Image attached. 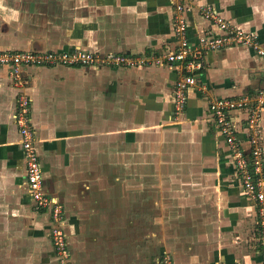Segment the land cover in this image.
I'll use <instances>...</instances> for the list:
<instances>
[{
	"label": "crops",
	"instance_id": "crops-1",
	"mask_svg": "<svg viewBox=\"0 0 264 264\" xmlns=\"http://www.w3.org/2000/svg\"><path fill=\"white\" fill-rule=\"evenodd\" d=\"M202 3L256 32L264 44V0H187L192 42L210 26L199 12ZM173 10L172 0H0V48L162 53L176 45ZM206 62L198 71L205 88H189L178 119L173 89L179 71L167 64L32 66L21 86L0 67V231L16 229L10 217L22 207L19 200L32 202L15 120L18 95L25 91L46 191L68 207L72 252L76 212L84 232L95 233L97 225L103 230L79 236L80 264H152L143 253L150 244L136 242L133 234L137 229L142 240V229L149 233L151 225L157 236L152 247L173 252L175 264H264L256 205L243 192L231 149L209 110L213 97L257 89L264 59L248 45H229L207 51ZM231 117L248 151L247 112L235 110ZM261 127L264 147V113ZM167 164L170 175L160 174ZM134 166L139 175H116L118 169L132 174ZM165 195L176 200L174 206L179 202L170 220ZM27 209L30 231L42 233L47 212L33 203ZM135 210L143 216L140 223ZM150 210L152 220L143 227Z\"/></svg>",
	"mask_w": 264,
	"mask_h": 264
},
{
	"label": "built area",
	"instance_id": "built-area-1",
	"mask_svg": "<svg viewBox=\"0 0 264 264\" xmlns=\"http://www.w3.org/2000/svg\"><path fill=\"white\" fill-rule=\"evenodd\" d=\"M174 5L173 29L176 45L168 47L162 53L150 52L126 53L119 51H101L83 47L66 50L2 49L0 48V67L8 69L10 79L21 86L25 82L24 73L32 66H138L147 63L167 64L176 67L179 76L174 84L173 117L178 119L187 106L190 87L204 89L198 80V71L206 66V52L229 45H248L264 59V44L260 36L243 27L231 23L211 4L199 5L200 14L210 22L202 30L197 42H192L187 34L188 22L185 11L189 7L187 0H172ZM209 110L215 124L225 135L236 166L238 180L246 196L256 205L257 231L260 252L264 256V147L262 144L261 116L264 113V73L261 85L252 91L235 96H217L209 101ZM235 110L247 112V140L249 150L240 140L239 129L231 117ZM15 120L20 131L21 146L26 166L27 192L35 208L50 206L53 214V238L58 257L65 261L70 250L64 232L55 227L60 222L63 206L46 191L45 173L36 145V130L32 123L31 97L25 91L18 95Z\"/></svg>",
	"mask_w": 264,
	"mask_h": 264
},
{
	"label": "rangeland",
	"instance_id": "rangeland-1",
	"mask_svg": "<svg viewBox=\"0 0 264 264\" xmlns=\"http://www.w3.org/2000/svg\"><path fill=\"white\" fill-rule=\"evenodd\" d=\"M141 168L140 167H136L134 166L132 168V174L130 173V171L125 173V170L122 169H118L116 171V175L118 177H121L125 174H130V175H139ZM154 170V169H153ZM151 170V171H153ZM156 171V169H155ZM159 173L164 175V174H168L170 175V172L172 171V167H170L168 164L167 166H162L159 168ZM165 186L167 188H170L171 185L168 181L165 182ZM109 187V185H108ZM168 191L172 192L171 188L168 189ZM168 193V192H167ZM30 197V196H29ZM57 202L58 205H62L63 206V211H62V215L59 216V220L60 222H55V227L54 228H58V230L62 231L65 233V235L62 233L63 236H65V240L68 242L67 246L70 250V256L69 258L65 261V263H63L61 261L62 258L61 256L58 257L57 255V249L54 247V245H58V243L54 240L53 238V231L54 229H52V220L54 219L53 214L50 212V206H46L45 208L42 209H37L38 211H42V212H47V226L45 228H43L42 233L38 232V231H30L31 226L33 224V217H31L29 215V213H27V208L29 207V205H31L30 200L25 197H23L21 200H19L20 205H22L21 208H19V212L17 215H12V217H10L11 219V224H14L16 227V229L21 230L23 229V227H25L24 230H22L21 232L14 229L13 227L10 228L9 230H7L6 232H1L0 231V264H80V262L82 261L81 258H79L78 256V251L80 250V248L82 249L83 247L81 246V243L79 241V239H81L80 237H84V234H95L96 232H100L103 231L102 229H99V226L97 225L95 227V233L94 232H84L83 228H84V224H80L79 225V218L77 215L79 212H76V216H75V224H76V228H78V231L75 232L74 237L76 238L75 241L78 242L80 245H78L77 243V248L76 245H74V249L72 252V247L70 245V239L68 236V232L67 229L65 227V220H66V210H68V207L66 206V204H64L58 197L53 196ZM166 198V195H165ZM164 199V198H163ZM167 200L163 203L165 205V208L167 209V211L165 212V216L167 217L166 219L170 220L171 218L174 217V209L178 210L177 208H175V206L179 205V202H177V204H175L174 206V202L176 201L174 199H169L166 198ZM141 199L137 200L140 201ZM78 201L81 200H77L76 202L78 203ZM162 204V200H159ZM1 204V201H0ZM141 206V205H139ZM2 206H0V209ZM35 207V206H34ZM151 208V207H150ZM98 209V208H96ZM15 210V209H14ZM77 211V210H76ZM97 211V210H96ZM153 210H150V212L145 213V218H143L142 222L145 221L147 223H145L142 226H148L150 224V220H152V212ZM172 211V212H171ZM96 215H98V213H95ZM143 216H141L139 214V212H137V210H135V213L133 215V218H135V221H138L140 223L141 219ZM3 219V218H2ZM2 219H0V229L1 226L3 225ZM38 220V219H37ZM43 223L45 222L44 220H42ZM149 221V222H148ZM10 221L7 220V223H9ZM138 225V224H136ZM5 227V224H4ZM154 227V225L150 226L149 229V233H147L146 231H144V229H142V232L144 233L143 235V239L141 240V232H138V230L136 229L133 234L135 236V241L142 243L145 242V245L150 244L149 247L150 248V252L148 253L147 251L143 252L144 256H149L151 258H155L154 261L152 260V264H175V259H174V255L173 252L166 250V249H158L157 251H155V248H153V244L155 242V240L157 239V236L152 234V228ZM171 227V225H170ZM79 228L81 229V231L79 232ZM99 229V230H98ZM98 230V231H97ZM2 233H4L2 235ZM171 234H173V232H170ZM108 234V233H106ZM105 233L101 234V238L107 239ZM168 234V233H167ZM31 236V238L29 239V237ZM80 236V237H79ZM79 238V239H78ZM44 239V240H43ZM43 240V241H42ZM72 240V239H71ZM30 242H33L32 244H29ZM88 243V242H87ZM91 243V242H89ZM38 244V245H36ZM73 244V242H72ZM75 244V243H74ZM154 245H157V242H155ZM86 246V245H85ZM260 248V245L259 247ZM78 249V251H77ZM84 249H82L81 251H83ZM166 250V251H165ZM136 251V250H135ZM156 252H159L156 255ZM73 253H75V255L73 256ZM81 253V252H80ZM75 259V260H74Z\"/></svg>",
	"mask_w": 264,
	"mask_h": 264
}]
</instances>
